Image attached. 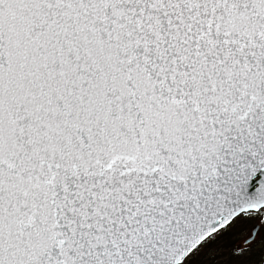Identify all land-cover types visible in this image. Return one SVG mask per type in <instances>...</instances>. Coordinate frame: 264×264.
<instances>
[{
    "label": "snow or ice",
    "instance_id": "6c2138e0",
    "mask_svg": "<svg viewBox=\"0 0 264 264\" xmlns=\"http://www.w3.org/2000/svg\"><path fill=\"white\" fill-rule=\"evenodd\" d=\"M0 264H264V0H0Z\"/></svg>",
    "mask_w": 264,
    "mask_h": 264
}]
</instances>
